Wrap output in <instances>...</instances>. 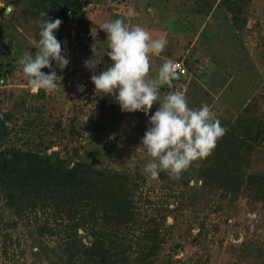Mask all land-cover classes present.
<instances>
[{
    "label": "rangeland",
    "instance_id": "obj_1",
    "mask_svg": "<svg viewBox=\"0 0 264 264\" xmlns=\"http://www.w3.org/2000/svg\"><path fill=\"white\" fill-rule=\"evenodd\" d=\"M41 13L62 21L63 90H32L17 62L35 52ZM116 19L168 41L151 74L166 59L181 74L161 99L183 91L227 130L179 180L144 172L159 104L124 113L91 83L111 66L101 25ZM53 153L96 188H75L83 197L70 207L0 171V264H102L94 251L111 264H264V0H0V163L26 173Z\"/></svg>",
    "mask_w": 264,
    "mask_h": 264
},
{
    "label": "clouds",
    "instance_id": "obj_2",
    "mask_svg": "<svg viewBox=\"0 0 264 264\" xmlns=\"http://www.w3.org/2000/svg\"><path fill=\"white\" fill-rule=\"evenodd\" d=\"M40 15L35 52H25L17 62L32 90H63V77L57 75L56 68L63 71L70 60L55 35L62 21L46 18V13ZM101 30L107 35L106 55L112 63L91 76L95 92L113 96L124 113L142 112L148 116L153 105L159 104L141 140L150 157L144 172L152 180H158L162 171L179 180L194 162L210 156L227 130L207 104L189 107L183 91H169L161 99V88L172 89L173 81L181 74L179 65L171 59L151 74V58L165 50L166 38L153 39L146 29L130 26L122 19L104 22ZM85 63L88 66L91 61ZM78 88L83 91V86Z\"/></svg>",
    "mask_w": 264,
    "mask_h": 264
},
{
    "label": "trees",
    "instance_id": "obj_3",
    "mask_svg": "<svg viewBox=\"0 0 264 264\" xmlns=\"http://www.w3.org/2000/svg\"><path fill=\"white\" fill-rule=\"evenodd\" d=\"M54 153L52 156H47L44 159L37 161V164L32 166L26 173H22L18 165H15L18 160L13 162L10 159H3L0 163V171L5 174L10 183L13 185H19L22 187H27L26 185L31 183H36L37 188H41L46 193H64V196H67V199H64L65 203H69L70 207L80 201L83 197L82 194L78 193L77 189L82 190L85 193L91 194V188L95 190L94 183H89V180L84 176H78L74 169H69L65 167L64 164L57 162L54 158ZM19 155H14V159H18ZM17 164V163H16ZM20 164V163H19ZM17 175L22 176L21 179L16 177ZM165 175V172L161 173V177ZM15 178V179H14ZM90 184V185H89ZM100 184L101 182H97ZM80 186V187H77ZM88 186V188H87ZM77 188V189H75ZM118 191L115 189H110L109 194L103 197L105 201L115 199L118 195ZM93 194V192H92ZM76 226L72 227V232L76 233ZM89 241L91 238H88ZM93 261L102 263V264H111L112 262L105 258L104 254L101 252L94 251ZM122 264H124L122 262Z\"/></svg>",
    "mask_w": 264,
    "mask_h": 264
},
{
    "label": "built area",
    "instance_id": "obj_4",
    "mask_svg": "<svg viewBox=\"0 0 264 264\" xmlns=\"http://www.w3.org/2000/svg\"><path fill=\"white\" fill-rule=\"evenodd\" d=\"M176 64H178L179 65V68H180V63L179 62H176Z\"/></svg>",
    "mask_w": 264,
    "mask_h": 264
}]
</instances>
